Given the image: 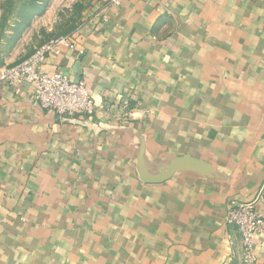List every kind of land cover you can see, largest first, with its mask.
Masks as SVG:
<instances>
[{
    "label": "crops",
    "instance_id": "obj_1",
    "mask_svg": "<svg viewBox=\"0 0 264 264\" xmlns=\"http://www.w3.org/2000/svg\"><path fill=\"white\" fill-rule=\"evenodd\" d=\"M71 37L43 70L112 112L0 83V264H244L226 213L264 184V0H97Z\"/></svg>",
    "mask_w": 264,
    "mask_h": 264
},
{
    "label": "built area",
    "instance_id": "obj_2",
    "mask_svg": "<svg viewBox=\"0 0 264 264\" xmlns=\"http://www.w3.org/2000/svg\"><path fill=\"white\" fill-rule=\"evenodd\" d=\"M119 6L122 0H111ZM62 48H75L71 36L54 37L39 46L28 58L0 70V83L15 86L29 83L34 87L35 99L44 109L60 116L92 117L100 112H112V108L97 105L83 80L73 81L63 72L43 70L50 53L59 54ZM131 113L128 103H124L115 115L116 120L127 119ZM264 204V184L252 200L232 201L226 213V220L234 224L242 236L241 257L244 264H259L256 242L264 234V211L258 204Z\"/></svg>",
    "mask_w": 264,
    "mask_h": 264
},
{
    "label": "rangeland",
    "instance_id": "obj_3",
    "mask_svg": "<svg viewBox=\"0 0 264 264\" xmlns=\"http://www.w3.org/2000/svg\"><path fill=\"white\" fill-rule=\"evenodd\" d=\"M97 0H0V47L17 60L46 41L72 36Z\"/></svg>",
    "mask_w": 264,
    "mask_h": 264
}]
</instances>
